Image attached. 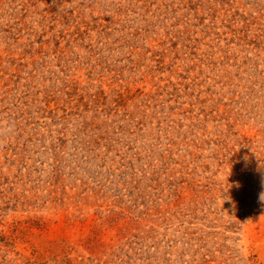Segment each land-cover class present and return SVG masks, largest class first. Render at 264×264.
<instances>
[{"label": "rangeland", "instance_id": "374dc122", "mask_svg": "<svg viewBox=\"0 0 264 264\" xmlns=\"http://www.w3.org/2000/svg\"><path fill=\"white\" fill-rule=\"evenodd\" d=\"M0 264H264V0H0Z\"/></svg>", "mask_w": 264, "mask_h": 264}]
</instances>
